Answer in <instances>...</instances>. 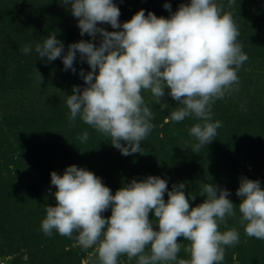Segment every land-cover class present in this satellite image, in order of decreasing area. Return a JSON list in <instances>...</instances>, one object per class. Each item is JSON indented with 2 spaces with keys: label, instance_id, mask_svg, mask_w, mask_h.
<instances>
[{
  "label": "clouds",
  "instance_id": "obj_1",
  "mask_svg": "<svg viewBox=\"0 0 264 264\" xmlns=\"http://www.w3.org/2000/svg\"><path fill=\"white\" fill-rule=\"evenodd\" d=\"M234 3L228 0L229 6ZM63 4L78 18L81 36L100 37L98 46L82 39L70 43L67 51L55 33L35 44L38 58L46 57V63L59 57L64 70L76 72L78 52L91 68L86 74L81 68L79 73L86 86L74 85L72 94L66 95L70 122L79 117L110 138L123 155L144 153L141 142L155 125L142 91L150 90L161 100L167 88L178 105L165 120H197L187 128L194 141L192 152L214 140L222 122L212 120V105L238 88V69L248 59L237 40L233 14L224 10L222 0H190L174 12L166 2L167 18L152 11L145 15V9H140L123 23L114 0H63ZM98 22L120 30L108 31ZM32 50L31 44L22 48L25 54ZM77 138L86 142L88 130ZM50 175L57 203L45 206L41 230L46 235L53 230L75 235L83 249H93L98 264H118L122 254L135 259V264H222L225 246L237 244L239 232L236 228L220 231L219 225L237 209L245 233L264 240V187L259 179L240 178L238 206L229 198L230 190L202 183L200 195L206 199L192 207L185 183H174L169 189L168 181L156 175L132 179L115 194L101 177L75 164L62 175L56 171ZM109 208L111 215H102ZM178 237L188 243L182 244ZM182 248L189 258L178 256Z\"/></svg>",
  "mask_w": 264,
  "mask_h": 264
},
{
  "label": "trees",
  "instance_id": "obj_2",
  "mask_svg": "<svg viewBox=\"0 0 264 264\" xmlns=\"http://www.w3.org/2000/svg\"><path fill=\"white\" fill-rule=\"evenodd\" d=\"M151 1L154 2V6H148L145 15L148 11H152L158 17L166 18L170 16L169 11L163 7L166 2L171 4L173 12L181 3L190 2V0ZM222 2L224 10L231 11L233 14L239 30L237 40L241 45L246 46L243 51L247 56L258 50L264 52V44L260 40L261 38L264 40V0H235L232 6L228 5V0H222ZM42 6L36 0L16 5L14 22L11 27V31L15 33L13 47H7L4 50L1 41L2 56L7 61L6 65L15 64H13V71L16 73L17 86L18 89L20 87L19 92L22 94L19 97L18 110H21L22 114L9 115L7 122L0 123V158L4 159L0 169V254L6 255L24 248L28 252L30 264H82L86 259L98 264L93 249H83L76 242L75 235L63 236L55 230L52 235H46L41 230V221L46 216L45 206L47 204L55 206L57 203L54 196L56 186L51 185L50 174L56 171L62 175L64 169L73 164L87 168L101 177L102 182L110 187L113 194L122 186L130 183L132 179L140 180L148 175H156L167 181L171 178L181 179L183 182L195 180L187 185V189L194 191L195 194L192 196L196 197L200 195L201 187L197 183L202 178L204 183L210 182L230 190L231 201H238L239 196L236 190L240 181L237 179V168L235 169L238 154L246 152V149L256 150L257 148L253 142V130L242 132L225 121V117L220 115L223 112L220 107H215L211 118L220 120L221 127L217 129L214 140L208 145L201 146L198 153L192 152V143H194L192 138L184 139V137H189L187 128L197 120L188 121L187 119L191 117H187L181 122L164 123L165 116L169 114L173 106L170 104L172 106L170 109L168 107L167 110H163V104L156 99L144 97L146 104L153 112L152 122L155 125L150 135L141 142L142 147L145 148L144 153L123 155L110 143V138L96 132L83 123L79 117L74 122H70L66 95L72 94L74 85H79L81 88L86 86L79 73L81 68L84 69L85 74L91 71V68L86 61L80 60L78 52L74 61L76 72L71 69L64 70L63 61L59 57L46 63V57L38 58L35 44L42 42L43 37L55 33L57 38L64 42L65 51H67L70 43L82 39L90 40L98 46L100 37L97 34V39L92 40L87 33L81 36L77 23L78 18L71 14L70 6H65L63 0L50 1L49 6L54 13L43 11ZM117 6L121 12L119 17L121 23L130 20L140 10L138 4L133 8L127 5L121 7L120 4ZM8 8L1 7L0 14L8 15ZM98 26L108 31L120 30L113 29L107 23L98 22ZM253 29L257 31L254 32ZM254 35L259 36L260 42L252 41L251 36ZM6 44H11V41L6 39ZM25 44L32 45L33 50L29 54L22 51ZM262 57L263 54L259 56L260 60ZM8 69L1 71L6 73ZM40 74L41 84L39 83ZM1 78L6 80V77ZM56 87L67 88L57 91L58 93L49 92ZM50 93H55L53 98L46 100L47 103L43 102L42 97L50 98ZM248 111L251 112L249 114L253 118L252 120L247 118L250 122L243 121L247 126L255 129L264 119V108L261 109L259 116L253 112L252 108L245 110L246 113ZM160 124H163L162 128L159 127ZM5 125L10 128L5 129ZM84 130H88L89 138L86 142H81L77 137ZM181 142L187 149L185 155H181L179 149ZM18 150L21 151V156L15 157V152ZM253 158H257V162L264 160V156L261 155ZM148 160L154 162L152 169H134ZM11 165L14 168H10ZM260 167L262 170L263 166ZM6 169L7 174L2 175L1 171L5 173ZM225 170L231 172L230 177L224 176ZM246 173H244L245 176L249 178L250 172ZM249 179H259L261 186L264 187V175L260 173V170H255L254 177ZM41 187H44V192ZM166 195L165 193L164 198L167 201ZM186 196L191 200L189 195ZM200 196L202 198L199 199V204L206 199V196ZM195 200L190 202L192 207L197 205ZM26 205H33L35 209L29 210L30 206ZM37 209H40V212H37ZM110 211L109 208L108 212L102 215L108 217L111 215ZM20 214L22 217H18ZM149 218H154L153 213H149ZM177 239L178 241L183 240L182 237ZM240 239V245L237 243L234 246H225L222 264L234 262V253L230 252L234 247H238L237 255L242 264L244 261L264 264V240L252 236L249 238L243 236ZM186 242L182 241V244ZM243 242L245 246H241ZM74 244L78 245L75 247ZM91 253L94 254L91 255Z\"/></svg>",
  "mask_w": 264,
  "mask_h": 264
},
{
  "label": "rangeland",
  "instance_id": "obj_3",
  "mask_svg": "<svg viewBox=\"0 0 264 264\" xmlns=\"http://www.w3.org/2000/svg\"><path fill=\"white\" fill-rule=\"evenodd\" d=\"M38 1V3H40L43 5L42 9L43 11H47L48 13H54L51 8H50V1L47 0H36ZM118 1V2H116ZM31 3L32 0H0V9L5 8V7H9V14L8 15H2L0 14V123L1 122H7V117H9V115H13V116H19L22 114L21 110H18V108L20 107V102L19 101V97L22 96V94H20V87L18 89L17 86V79H16V73L15 71H13L14 63H10V65H6L7 61H5L4 57L2 56V45H1V41L3 42V48L4 50L7 47L12 48L13 47V42L15 39V33L11 31V27L13 24V20H14V15H15V6L20 4V3ZM114 2L116 4H120L121 7H124V5L132 7L133 6H137L138 4V8L139 9H145V11H147V7H151L154 6V2H152L151 0H114ZM149 2H151L149 4ZM41 8V7H40ZM149 9V8H148ZM1 11V10H0ZM62 17V16H61ZM62 19H65V17L63 16ZM254 32L257 31V29H253ZM256 36V35H254ZM251 36L253 39L252 41H259V36ZM262 37V36H261ZM6 39L8 41H11V44H6ZM23 40H25L24 38H22ZM261 42L264 44V40L261 38L260 39ZM16 48V46L14 47V49ZM246 48L245 45H242V50ZM263 54L262 60H260L259 56ZM14 55V54H13ZM14 57V56H13ZM15 65V64H14ZM7 68H9L6 73L2 72L1 70H6ZM237 75L239 77V84H238V88L235 91H232L230 94H227L224 98L222 99H217L215 101V103L212 105V109L211 111H213L216 108L220 107L223 112L220 113V115L222 114L225 117V121H228L231 125H233L234 127H236L239 130L243 131H252V136H254L253 142L254 145L256 146V150H250V149H246V152H239V158L238 161L236 163L235 169L237 168V179L238 181H240V178L242 176H245L244 173H246L248 171L249 174V178L254 177V173L255 170H260V173L262 175H264V160H262V162H257V158H253V157H259V155L264 156V119H262L263 121H261L260 126L258 125V127L256 126L255 129L251 128L249 126H247L244 121H248L250 122V120H248L247 118H250L252 120V116L249 114L251 112H245V110L247 108H252L253 112L257 113V115H260L261 109L264 108V52L263 51H254L249 53L248 55V59L246 61H244L241 65V67L238 69ZM1 77H6L5 79H2ZM15 87V88H14ZM67 87H56L51 89L49 92H59L61 90H65ZM57 92V93H58ZM55 93H50V98H47L45 96L42 97V101L45 103L46 100H51L53 98ZM142 95L145 98H149V99H156L150 90H146L144 92H142ZM160 101L163 105L167 104L169 109L170 107L175 108L178 105V102L173 99L170 95H168V89H165V94L164 96L161 97ZM170 104L172 106H170ZM168 107H162L163 110H167ZM171 108V109H172ZM243 111V112H242ZM170 112V110H169ZM253 116L256 117L255 114L252 113ZM251 116V117H250ZM14 118V117H13ZM243 118V119H242ZM193 120L196 121L195 117H191L189 119H187L188 121ZM217 120V119H216ZM244 120V121H243ZM170 121V120H169ZM164 120L165 122H169ZM229 124V125H230ZM163 124H160L159 127L162 128ZM5 129L10 128L8 125L4 126ZM186 128V127H185ZM163 131V130H162ZM161 131V132H162ZM245 131V132H246ZM161 134V133H160ZM183 137V136H182ZM14 139V138H13ZM184 139H190V136L188 138L184 137ZM14 143L16 144V141H14ZM179 149L181 151V155H185L187 154V149L185 147V144L183 142L179 143ZM249 151V152H248ZM17 156H21V151L18 150L15 152V157ZM3 161L4 159L1 157L0 158V169L3 165ZM153 164L154 162L151 160H148L145 163H142L139 166H136L134 169L135 170H140V169H144V170H149L153 168ZM263 166L262 170L260 169ZM13 166L11 165L10 168H12ZM14 168V167H13ZM2 175L7 174V169L4 172L1 171ZM231 172L230 171H226L225 170V177H230ZM247 174V173H246ZM183 182L181 179H169L168 180V188L171 189L172 185L174 183H180ZM195 182V180H186L185 183V193L186 195H194L195 192L190 190L189 188L187 189V185H189V183H193ZM202 183H204V180L201 178V180L197 183V185H202ZM46 188H47V184H46ZM41 190L44 192V187H41ZM197 192V191H196ZM167 194V193H166ZM189 195V196H190ZM167 196V195H166ZM202 198V196H198L195 199V204H199V199ZM241 198L239 197L238 201L233 200V203L235 205H239ZM191 200H189V202H191ZM47 204V203H46ZM50 205V204H47ZM27 207H29V210H33L35 209L33 205H26ZM192 206V205H190ZM37 212H40V209H37ZM106 213L108 212V209L105 211ZM111 212V211H110ZM104 215V214H103ZM107 215V214H105ZM18 217H22V214H20ZM157 227V226H154ZM230 228H236L239 232V242L238 245L241 244V237L243 236H248L245 231H244V226L241 224L240 222V213L237 209L236 214L234 216L228 217L227 218V222L226 223H222L219 225V229L220 231H224L226 229H230ZM250 236H248L249 238ZM256 240V239H255ZM187 244V242H186ZM78 244H74V246L76 247ZM241 246H245V242L242 243ZM237 248L238 247H234L231 249V254L234 253L233 255V259L234 262L231 264H242L239 261L238 258V253H237ZM94 253H91V255H93ZM245 255L247 256V254L245 253ZM178 256L181 258H189V254L186 253L183 248L181 249V251L178 253ZM248 257V256H247ZM251 257V256H250ZM246 260V259H244ZM0 264H30L29 263V255L27 250H25L24 248L18 251H13V252H9L6 255H2L0 254ZM82 264H94V262L92 260L86 259L82 262ZM118 264H135V259L133 260H128L127 256L122 254L119 257V261ZM244 264H253L252 262H247L244 261Z\"/></svg>",
  "mask_w": 264,
  "mask_h": 264
}]
</instances>
